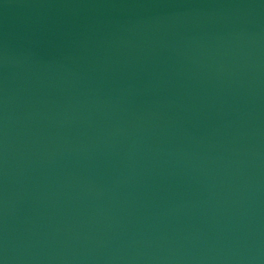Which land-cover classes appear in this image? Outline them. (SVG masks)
I'll list each match as a JSON object with an SVG mask.
<instances>
[{
    "label": "water",
    "instance_id": "water-1",
    "mask_svg": "<svg viewBox=\"0 0 264 264\" xmlns=\"http://www.w3.org/2000/svg\"><path fill=\"white\" fill-rule=\"evenodd\" d=\"M0 264H264V0H0Z\"/></svg>",
    "mask_w": 264,
    "mask_h": 264
}]
</instances>
